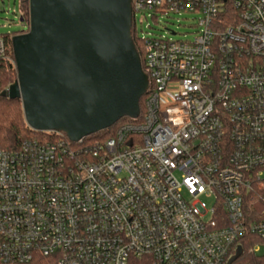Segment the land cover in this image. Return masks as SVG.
I'll list each match as a JSON object with an SVG mask.
<instances>
[{
    "label": "built area",
    "instance_id": "1",
    "mask_svg": "<svg viewBox=\"0 0 264 264\" xmlns=\"http://www.w3.org/2000/svg\"><path fill=\"white\" fill-rule=\"evenodd\" d=\"M132 11L133 27L139 12L191 15L195 31L137 32L144 113L113 136L52 131L0 149L2 260L229 264L241 246L232 264H264V0H132Z\"/></svg>",
    "mask_w": 264,
    "mask_h": 264
},
{
    "label": "water",
    "instance_id": "2",
    "mask_svg": "<svg viewBox=\"0 0 264 264\" xmlns=\"http://www.w3.org/2000/svg\"><path fill=\"white\" fill-rule=\"evenodd\" d=\"M28 1L29 29L12 37L17 79L2 92L22 101L28 126L79 142L137 118L149 78L132 0ZM242 254L240 246L229 264Z\"/></svg>",
    "mask_w": 264,
    "mask_h": 264
},
{
    "label": "trees",
    "instance_id": "3",
    "mask_svg": "<svg viewBox=\"0 0 264 264\" xmlns=\"http://www.w3.org/2000/svg\"><path fill=\"white\" fill-rule=\"evenodd\" d=\"M21 11L24 24L29 25V1L21 0ZM22 32H26L23 30ZM16 33L2 34L8 44V58L0 59V149H18L23 141L29 138L51 139L53 133L39 132L31 129L24 116L22 101L17 99H10L4 97L2 92L7 89L17 79V68L15 56L13 52L12 37ZM132 36L136 48L141 56L142 62L144 60V52L137 31L135 27L132 28ZM146 96L141 99L140 107L141 114L144 113V102ZM131 120L130 117H124L117 124L109 129L100 131L85 139L87 143H93L97 140H104L114 135L116 128L123 122ZM246 247L247 245L244 244ZM0 264H12L4 262L0 256ZM27 264H43V260L38 259ZM131 264H151L149 258L137 259L134 258Z\"/></svg>",
    "mask_w": 264,
    "mask_h": 264
},
{
    "label": "rangeland",
    "instance_id": "4",
    "mask_svg": "<svg viewBox=\"0 0 264 264\" xmlns=\"http://www.w3.org/2000/svg\"><path fill=\"white\" fill-rule=\"evenodd\" d=\"M21 0H0V35L6 33H23V30H28L29 25L21 22ZM178 19L181 21L179 22ZM194 20L193 16L186 15V17L176 16L171 19H163L160 22H156L148 13L146 16L143 12H139L136 15L135 28L140 36L146 35L147 32H162L166 35H170V31L178 32L179 34L172 38L180 39L193 36L195 29L193 28ZM192 33V34H191ZM171 36V35H170ZM198 201L204 204L206 211H208L206 218H210L209 213L214 207V197L209 196L207 193L198 197ZM260 255L264 254V245H261V249L258 252Z\"/></svg>",
    "mask_w": 264,
    "mask_h": 264
}]
</instances>
